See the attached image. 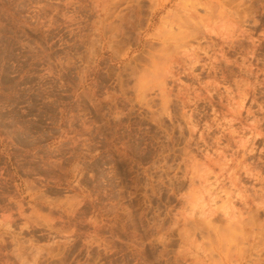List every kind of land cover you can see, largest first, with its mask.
<instances>
[{"label":"rangeland","instance_id":"374dc122","mask_svg":"<svg viewBox=\"0 0 264 264\" xmlns=\"http://www.w3.org/2000/svg\"><path fill=\"white\" fill-rule=\"evenodd\" d=\"M0 264H264V0H0Z\"/></svg>","mask_w":264,"mask_h":264}]
</instances>
